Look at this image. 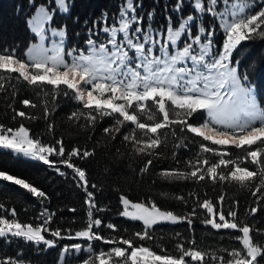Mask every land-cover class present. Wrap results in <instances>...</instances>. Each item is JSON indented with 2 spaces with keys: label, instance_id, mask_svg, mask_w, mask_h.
<instances>
[{
  "label": "snow or ice",
  "instance_id": "1",
  "mask_svg": "<svg viewBox=\"0 0 264 264\" xmlns=\"http://www.w3.org/2000/svg\"><path fill=\"white\" fill-rule=\"evenodd\" d=\"M29 2L37 10L27 23L38 39L19 55L16 47H0V92L8 91L6 85L15 89L8 105L13 121L40 118L25 111L37 109L36 100L24 98L22 108L13 106L18 86L32 89L37 98L51 95V107L45 100L42 118L52 140L30 135L22 122L17 127L0 123V149L42 162L62 177L68 173L61 166L71 170L76 187L84 192L86 218L76 230L53 227L56 213L46 207L33 221L25 222L18 219L14 207L7 209L0 203V240L9 246L22 241L37 252L56 247L59 240L87 242L64 245L58 264H67L68 254L80 252L88 255L79 264H264V239H258L264 237V229L241 219L239 201L228 202L224 194L201 200L189 193V198L195 197L190 210L176 213L155 200H133L118 192L115 215L139 222L140 228L126 234L128 229L106 221L99 213L110 209L98 202L100 186L78 163L93 157L95 148H68L63 137H56L50 119L58 98H69L77 105L67 115L73 126L95 133L103 118L111 117L112 122L102 129L103 138L114 142V147L119 144L116 152L137 162L141 176L158 159L170 157L175 166L159 172L162 180L203 182L205 187L209 183L238 185L255 198L247 215L264 212V107L233 55L242 42L264 40V0H188L193 12L186 15L185 0H175L171 11L181 15L177 21L167 16L161 29L147 23L153 11L146 18L138 14L140 0H123L111 21L105 12L87 27L84 48H67V26H52L54 12L69 13L71 0H54V10ZM201 17L210 18V23L198 24ZM219 30L223 38L217 47L214 37ZM200 115L202 121L194 119ZM230 149L240 153L233 157ZM181 150L191 155L181 159ZM0 181L19 186L42 204L50 199L31 181L5 170H0ZM174 199L188 207L185 196ZM201 215L202 225L215 233L226 230L229 240L238 241L239 246L201 248L193 234ZM178 224L187 225L189 235L173 234L174 253L163 248L157 252L147 245L158 228ZM95 242L109 247L96 250ZM0 264L34 262L19 248L14 254L0 249Z\"/></svg>",
  "mask_w": 264,
  "mask_h": 264
},
{
  "label": "trees",
  "instance_id": "2",
  "mask_svg": "<svg viewBox=\"0 0 264 264\" xmlns=\"http://www.w3.org/2000/svg\"><path fill=\"white\" fill-rule=\"evenodd\" d=\"M49 0H35V3H47ZM51 1V0H50ZM170 0H140L142 7L147 5L144 10L165 11L169 14ZM123 0H71V13L68 17L56 15L55 25L67 26V40L70 44L81 46L80 37L76 34L86 32L94 20H98L102 13L107 12L109 18L116 16L119 5ZM149 2V3H147ZM168 6L167 8L165 6ZM187 3H185L186 7ZM33 12V6L29 0H0V47L5 44L17 48V54H22L25 48L33 41V36L27 28V19ZM162 13L154 14L156 23L162 18ZM77 18L78 21L77 22ZM87 22V24L85 23ZM76 39L74 40V38ZM235 57L239 60V71L249 75L250 83L256 89V95L259 103L264 104V40L242 42L236 50ZM8 91L0 92V123L17 127L23 123L30 130V135L39 136L44 142H49L52 137L47 134L46 123L43 117L42 107L44 101H48L51 107V95L37 98L32 89L18 86L19 91L15 96L16 108H22L20 101L24 98H31L38 103L37 109H25L37 117L35 120L24 119L20 121L11 120L12 92L15 89L6 85ZM57 109L50 117L55 125V135L57 138L63 137L64 143L68 148L83 146L89 149L95 148V155L88 161H78L85 167L90 174V179L100 186L97 193V199L101 206H107L110 211L99 213L106 221L110 220L119 225L121 229H128V233L134 232L140 228L139 222L127 221L124 218L115 215L118 204V192H124L133 200H155L156 203L176 213L189 211L193 199L188 197L189 193H195L201 200L207 198L214 199L220 194H224L226 201H239L238 216L246 223H250L254 228L264 229V212H258L255 216L247 215V211L254 206V197L246 189H240L238 185H224L223 187H213L211 183L207 187L203 185H194L188 181H176L169 183L160 178L159 172L162 169L175 166L170 157L160 158L155 162L154 168L149 173L141 176L138 172L140 165L137 162L130 161L116 152L114 142L106 141L102 136L103 127L109 126L112 122L111 117H104L98 125L95 133L73 126L67 121V115L74 110L77 105L75 101L60 97L57 100ZM202 121V119L200 120ZM190 135V134H189ZM196 146H192L195 151ZM232 156L235 157L240 150L230 149ZM181 159H186L191 155V151L181 150L179 153ZM54 159V157H53ZM215 159V157L213 158ZM183 167V165H181ZM254 167V166H250ZM68 173L67 178L60 176L53 168L44 165L42 162L17 155L11 150L0 149V170H5L9 174L31 181L41 190L45 191L49 200L44 202L32 197L26 190L13 185L10 182L0 181V203L5 208L14 207L18 213V219L21 221H33L34 217L39 215L42 208L46 207L50 212H55L53 227H71L73 230L80 228L86 218V206L84 205V192L76 187L71 178V170L63 168ZM177 195H183L188 198V207L186 208L180 201L175 200ZM259 195V194H258ZM264 205V201L261 202ZM227 206V205H226ZM69 208H76V212H71ZM0 211H3L0 209ZM203 213V209H198ZM204 217L201 215L194 222V236L197 243L203 249H219L221 247H237L238 241H230L226 230L215 233V230L206 228L200 223ZM110 230L105 229V232ZM175 232H180L183 236H188L187 225H164L154 232V239L147 241V245L157 252L163 248L167 252H175L176 241L172 238ZM224 236V239H220ZM264 239V237H258ZM23 252L34 262V264H56L60 255V247H55L46 252H37L31 245H26L22 241H16L10 246L0 240V249L14 254L17 249Z\"/></svg>",
  "mask_w": 264,
  "mask_h": 264
},
{
  "label": "rangeland",
  "instance_id": "3",
  "mask_svg": "<svg viewBox=\"0 0 264 264\" xmlns=\"http://www.w3.org/2000/svg\"><path fill=\"white\" fill-rule=\"evenodd\" d=\"M147 3H149V2H147ZM175 3V0H170L169 1V14L168 15H166V13H165V11H163V10H160V11H153L154 12V14L156 13L157 15H159V14H163L162 15V18L161 19H159L158 21V23H156V21H155V18L153 17V19L152 20H150V21H147V23L148 24H150L153 28H156V29H161L162 28V26L163 25H165L166 24V17L167 16H169V15H171L172 17H173V21H177L178 19H179V16L181 15V14H177V13H175V12H173V11H171V5H173ZM185 3H187V5H186V7L184 6V9H183V14L184 15H186V14H189V13H192L193 12V9H192V7H191V5H190V3L188 2V0H185ZM37 6H40V5H45L47 8H49L50 10H54L55 9V3H54V0H49L47 3H37L36 4ZM146 6L147 5H145V6H143V7H141V8H139L137 11H138V14H140V15H145V18H146V14L149 12V11H152L151 9L150 10H144L145 8H146ZM36 8H34L33 7V12H32V14H31V16L27 19V21L31 18V17H33V16H35L36 15ZM70 13H71V8H70V12L69 13H65V14H62V13H60L59 11H55L54 12V17H53V20H54V22H55V18H57V17H55L57 14L58 15H61V16H64V17H68L69 15H70ZM117 15V14H116ZM110 19V21H111V18H109ZM53 22V24H52V26L53 27H57V28H59V27H62L61 25L60 26H57V25H55V23ZM198 24H200V23H205V24H207V23H210V18H207V17H201V19L197 22ZM27 28H28V30H29V32L31 33V35L33 36V41L32 42H35L38 38H35L34 37V34L31 32V30H30V27H29V25H28V23H27ZM76 37H80V41H82L81 42V46L80 47H78L77 45H75L74 44V41H71V43L69 44L68 43V40L66 39V41H65V45H66V47L67 48H71V47H78V48H84L85 47V44H84V41L86 40V38H87V31L86 32H81V34H76L75 35ZM76 37L74 38V40L76 39ZM101 38L103 39L104 38V34L103 33H101ZM222 38H223V31L222 30H219V31H217V33H216V35H215V37H214V39L216 40V42H217V47H219V45L222 43ZM58 39V38H57ZM235 54H236V51L234 52V59L235 60H237V61H239L236 57H235ZM252 85V84H251ZM253 86V85H252ZM253 88H254V94L256 95V89H255V87L253 86ZM256 98H257V95H256ZM257 101H258V99H257ZM258 103H259V101H258ZM262 107H264V104L263 105H261ZM194 119H198L199 121L201 120V119H203V116L202 115H200V116H198V117H194ZM77 242H79V243H82V244H85L86 245V243L87 242H85V241H76V240H67V239H64V240H59L58 241V243H57V246L56 247H60V253H61V249H62V247L64 246V245H71V244H74V243H77ZM109 246H106V245H102V244H100L99 242H95V248H96V250H99L100 248H108ZM55 248V247H54ZM49 250V249H48ZM44 252H46V251H44ZM88 255V253L87 252H80V253H70V254H68L67 255V257H66V260H67V264H79V262H80V260L81 259H83V258H86V256ZM59 257H60V255H59ZM58 260H59V258H58ZM58 260H57V263L56 264H58Z\"/></svg>",
  "mask_w": 264,
  "mask_h": 264
}]
</instances>
